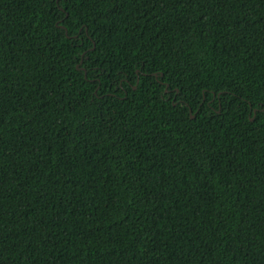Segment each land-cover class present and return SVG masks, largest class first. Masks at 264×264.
<instances>
[{
	"label": "trees",
	"instance_id": "1",
	"mask_svg": "<svg viewBox=\"0 0 264 264\" xmlns=\"http://www.w3.org/2000/svg\"><path fill=\"white\" fill-rule=\"evenodd\" d=\"M0 264H264V0H0Z\"/></svg>",
	"mask_w": 264,
	"mask_h": 264
},
{
	"label": "water",
	"instance_id": "2",
	"mask_svg": "<svg viewBox=\"0 0 264 264\" xmlns=\"http://www.w3.org/2000/svg\"><path fill=\"white\" fill-rule=\"evenodd\" d=\"M155 76H157V74H154Z\"/></svg>",
	"mask_w": 264,
	"mask_h": 264
}]
</instances>
